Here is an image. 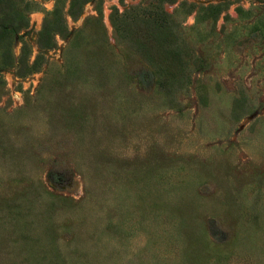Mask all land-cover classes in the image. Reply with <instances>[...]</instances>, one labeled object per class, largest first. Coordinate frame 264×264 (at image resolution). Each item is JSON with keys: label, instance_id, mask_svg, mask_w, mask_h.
<instances>
[{"label": "rangeland", "instance_id": "1", "mask_svg": "<svg viewBox=\"0 0 264 264\" xmlns=\"http://www.w3.org/2000/svg\"><path fill=\"white\" fill-rule=\"evenodd\" d=\"M14 1L0 264H264V0H158L170 68L112 21L153 0Z\"/></svg>", "mask_w": 264, "mask_h": 264}, {"label": "trees", "instance_id": "2", "mask_svg": "<svg viewBox=\"0 0 264 264\" xmlns=\"http://www.w3.org/2000/svg\"><path fill=\"white\" fill-rule=\"evenodd\" d=\"M205 9L209 16H214L218 14L220 8L219 5L209 4ZM23 10H25L23 6L18 7L14 0H0V43L8 39L14 25H19L21 28L26 27ZM123 16L118 13L112 16L114 27L118 33L132 38L135 44L149 53L153 51L163 54L170 62L168 67L172 66L173 62L180 64L183 60V52L177 43L176 24L160 7L158 0L151 1L148 6L132 7L130 11L126 12V16L131 19L136 30L127 26L128 22L123 20ZM40 38L44 43L43 47H48L49 33L46 27L42 29ZM168 72L172 76L176 75V71L169 70Z\"/></svg>", "mask_w": 264, "mask_h": 264}]
</instances>
